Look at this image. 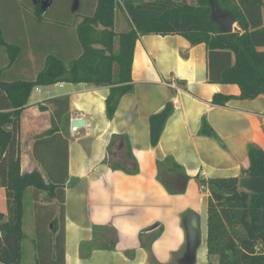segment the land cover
I'll return each instance as SVG.
<instances>
[{"label":"crops","instance_id":"1","mask_svg":"<svg viewBox=\"0 0 264 264\" xmlns=\"http://www.w3.org/2000/svg\"><path fill=\"white\" fill-rule=\"evenodd\" d=\"M98 1L0 0V32L18 49L11 65L0 49L2 81H33L49 59L76 60L82 52L77 26L94 15ZM116 1L112 32L120 34L130 22ZM133 53L131 91L110 120L109 87L60 82L32 90L16 133L21 174L36 171L59 190L52 198L31 187L24 192L19 264H184L194 229L193 264H215L206 249L210 195L198 179L238 177L249 165L247 147L264 150V99L212 105L215 94L240 91L215 82L233 56L214 53L210 75L204 44L149 35L136 41ZM169 102L174 111L151 147L148 118ZM79 119L84 127H70ZM202 119L223 146L199 135ZM116 163L124 171L110 168ZM0 214L7 215L4 188Z\"/></svg>","mask_w":264,"mask_h":264},{"label":"trees","instance_id":"2","mask_svg":"<svg viewBox=\"0 0 264 264\" xmlns=\"http://www.w3.org/2000/svg\"><path fill=\"white\" fill-rule=\"evenodd\" d=\"M120 1L130 22L127 32H112L118 2L99 0L94 15L77 26L82 52L76 60L64 64L60 60L49 59L33 81L4 83L0 69V188L6 190L7 201V215L0 214V264H19L23 237L22 199L27 188L46 192L48 198L59 190L48 178L44 181L36 171L21 174L16 133L23 109L35 87L60 82L109 87L105 108L110 120L120 98L131 91V66L136 41L149 35H177L191 46L205 45L209 52L210 75L214 53L223 51L233 56V64L224 68L215 82L235 85L240 93L238 96L215 94L211 99L212 105L223 107L231 100L264 99V50H261L264 48L263 0H216L218 10L231 14L235 19L237 31L232 37L220 33L211 22L208 0H192V3L187 0ZM39 9V3H36L37 16L41 13ZM98 26L103 30L96 31ZM95 45L101 48L94 49ZM0 49L6 51L8 65L13 64L18 57V49L7 44L1 32ZM173 111L174 106L169 102L162 111L148 118L151 147L158 145L165 123ZM199 135L212 138L223 146L205 119L201 120ZM246 155L249 165L238 177L198 179L210 195L206 208V249L208 258H213L215 264H264V150L249 145ZM128 158L133 160L130 155ZM170 161L166 159V162ZM110 168L124 171L118 163L111 164ZM177 169L181 168L173 166L171 171ZM63 209L64 206H61V211ZM160 233L161 229L150 245ZM187 243L189 249L183 261L184 264H193L195 248L199 243L197 230H188ZM143 247L149 251V244H143ZM209 264H212L211 261Z\"/></svg>","mask_w":264,"mask_h":264},{"label":"water","instance_id":"3","mask_svg":"<svg viewBox=\"0 0 264 264\" xmlns=\"http://www.w3.org/2000/svg\"><path fill=\"white\" fill-rule=\"evenodd\" d=\"M210 6V20L218 27L220 33L229 35L232 37L237 31L234 17L227 13L218 10L216 0H208ZM84 121L82 119L73 120L70 122V127L79 129L84 127ZM189 249V248H188ZM190 251V250H189Z\"/></svg>","mask_w":264,"mask_h":264},{"label":"rangeland","instance_id":"4","mask_svg":"<svg viewBox=\"0 0 264 264\" xmlns=\"http://www.w3.org/2000/svg\"><path fill=\"white\" fill-rule=\"evenodd\" d=\"M187 2H191L192 3V0H187ZM237 27V26H236Z\"/></svg>","mask_w":264,"mask_h":264}]
</instances>
